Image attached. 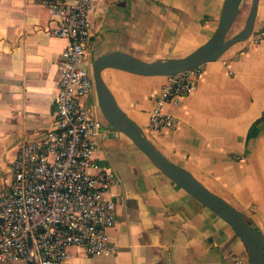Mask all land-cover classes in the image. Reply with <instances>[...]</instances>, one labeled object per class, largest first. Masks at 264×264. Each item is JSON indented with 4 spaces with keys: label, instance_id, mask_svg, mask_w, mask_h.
I'll return each instance as SVG.
<instances>
[{
    "label": "crops",
    "instance_id": "0c3cea01",
    "mask_svg": "<svg viewBox=\"0 0 264 264\" xmlns=\"http://www.w3.org/2000/svg\"><path fill=\"white\" fill-rule=\"evenodd\" d=\"M223 1L96 0L84 68L90 71L94 57L114 51L144 61L182 57L211 36ZM242 1L233 34L250 8V0L243 9ZM54 25L34 0H0V188L10 180L18 144L48 129L55 115L57 59L66 40L52 35ZM262 25L264 0H257L252 30ZM199 69L195 90L162 106L176 126L159 131L149 129L148 119L164 77L114 69L100 75L154 149L236 208L264 238V40L236 42ZM83 103L96 104L95 95ZM91 161L97 169L90 174L110 177L105 197L114 204L115 223L107 232L116 251L87 255L70 246L65 264H248L230 227L123 134H108Z\"/></svg>",
    "mask_w": 264,
    "mask_h": 264
},
{
    "label": "built area",
    "instance_id": "2783aa9c",
    "mask_svg": "<svg viewBox=\"0 0 264 264\" xmlns=\"http://www.w3.org/2000/svg\"><path fill=\"white\" fill-rule=\"evenodd\" d=\"M47 9L51 33L66 40L59 53V79L51 126L18 144L10 163L11 177L0 188V262L10 264H65L70 246L87 255H112L116 243L108 237L115 223L114 204L105 197L110 177L94 174L92 153L114 131L96 104L90 71L84 68L90 37L89 14L96 0H34ZM251 44L264 40V25L251 30ZM199 66L168 75L150 112L152 131L174 128L177 120L162 111L164 104L193 92ZM264 116V111H263Z\"/></svg>",
    "mask_w": 264,
    "mask_h": 264
},
{
    "label": "water",
    "instance_id": "95a60500",
    "mask_svg": "<svg viewBox=\"0 0 264 264\" xmlns=\"http://www.w3.org/2000/svg\"><path fill=\"white\" fill-rule=\"evenodd\" d=\"M241 1L224 0L211 36L182 57L144 61L114 51L94 57L90 63V73L96 107L110 128L126 136L162 175L226 223L245 247L248 264H263L264 238L261 232L251 227L246 217L236 208L207 190L187 171L174 165L154 149L140 129L119 109L100 75L104 69H114L137 76L166 77L218 59L231 45L244 41L252 30L257 0H250V8L241 29L227 37L239 13Z\"/></svg>",
    "mask_w": 264,
    "mask_h": 264
},
{
    "label": "rangeland",
    "instance_id": "374dc122",
    "mask_svg": "<svg viewBox=\"0 0 264 264\" xmlns=\"http://www.w3.org/2000/svg\"><path fill=\"white\" fill-rule=\"evenodd\" d=\"M248 4H249V0H243V1H242V4H241V8H242V9H243L244 7L246 8ZM241 8H240V9H241ZM240 16H241V14L239 15V13H238V15H237V17H236L234 23L232 24L230 30L228 31L227 37L232 36L233 33L235 32V29H236L237 23H238L239 19H241Z\"/></svg>",
    "mask_w": 264,
    "mask_h": 264
}]
</instances>
